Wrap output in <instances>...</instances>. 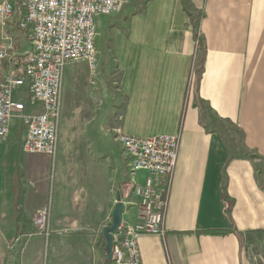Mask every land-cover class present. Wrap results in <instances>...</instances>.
I'll list each match as a JSON object with an SVG mask.
<instances>
[{
  "label": "crops",
  "instance_id": "crops-1",
  "mask_svg": "<svg viewBox=\"0 0 264 264\" xmlns=\"http://www.w3.org/2000/svg\"><path fill=\"white\" fill-rule=\"evenodd\" d=\"M96 30V78L87 62L64 72L56 155L26 152L19 119L0 144V264H109L118 197L123 223L141 211L116 127L180 140L144 264H264V0H134ZM9 37L11 56L29 50L17 15L0 23ZM17 69L6 61L0 82Z\"/></svg>",
  "mask_w": 264,
  "mask_h": 264
},
{
  "label": "built area",
  "instance_id": "built-area-1",
  "mask_svg": "<svg viewBox=\"0 0 264 264\" xmlns=\"http://www.w3.org/2000/svg\"><path fill=\"white\" fill-rule=\"evenodd\" d=\"M134 0H0V23L18 16L19 28L30 40L29 50L11 56V37L0 40V66L18 65L0 82V144L19 119L25 130L23 149L55 156L62 110L63 79L70 63L87 62L97 76L96 18L119 15ZM113 139L124 154L128 179H138L141 207L134 223H123L114 234L112 264H144L139 240L144 235L164 236L165 219L177 165L178 135L140 137L113 128ZM49 211L33 217L47 232ZM9 264H14L10 262Z\"/></svg>",
  "mask_w": 264,
  "mask_h": 264
},
{
  "label": "water",
  "instance_id": "water-1",
  "mask_svg": "<svg viewBox=\"0 0 264 264\" xmlns=\"http://www.w3.org/2000/svg\"><path fill=\"white\" fill-rule=\"evenodd\" d=\"M125 209L121 196L118 197L115 210L112 214V224L105 227L103 230L104 237L106 239L105 252L109 264H112L113 260V246H114V234L117 233L123 224V211Z\"/></svg>",
  "mask_w": 264,
  "mask_h": 264
},
{
  "label": "bare ground",
  "instance_id": "bare-ground-1",
  "mask_svg": "<svg viewBox=\"0 0 264 264\" xmlns=\"http://www.w3.org/2000/svg\"><path fill=\"white\" fill-rule=\"evenodd\" d=\"M138 189H139V180H136L133 187V192L136 194V192H138Z\"/></svg>",
  "mask_w": 264,
  "mask_h": 264
},
{
  "label": "rangeland",
  "instance_id": "rangeland-1",
  "mask_svg": "<svg viewBox=\"0 0 264 264\" xmlns=\"http://www.w3.org/2000/svg\"><path fill=\"white\" fill-rule=\"evenodd\" d=\"M75 106H77V104H75L74 106L72 105V107H73L72 109H74ZM14 131H16V132H18V133L20 132L19 129H15ZM128 183H129V182H128ZM129 185H130V183H129Z\"/></svg>",
  "mask_w": 264,
  "mask_h": 264
},
{
  "label": "trees",
  "instance_id": "trees-1",
  "mask_svg": "<svg viewBox=\"0 0 264 264\" xmlns=\"http://www.w3.org/2000/svg\"><path fill=\"white\" fill-rule=\"evenodd\" d=\"M111 263H112V261H111Z\"/></svg>",
  "mask_w": 264,
  "mask_h": 264
}]
</instances>
